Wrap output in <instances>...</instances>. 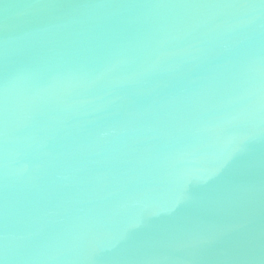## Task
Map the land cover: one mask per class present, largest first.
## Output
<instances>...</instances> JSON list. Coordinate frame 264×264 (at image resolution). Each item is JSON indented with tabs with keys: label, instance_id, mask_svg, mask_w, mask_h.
<instances>
[{
	"label": "water",
	"instance_id": "1",
	"mask_svg": "<svg viewBox=\"0 0 264 264\" xmlns=\"http://www.w3.org/2000/svg\"><path fill=\"white\" fill-rule=\"evenodd\" d=\"M264 264V0H0V258Z\"/></svg>",
	"mask_w": 264,
	"mask_h": 264
},
{
	"label": "snow or ice",
	"instance_id": "2",
	"mask_svg": "<svg viewBox=\"0 0 264 264\" xmlns=\"http://www.w3.org/2000/svg\"><path fill=\"white\" fill-rule=\"evenodd\" d=\"M6 260H7L6 256L0 258V264H6Z\"/></svg>",
	"mask_w": 264,
	"mask_h": 264
}]
</instances>
